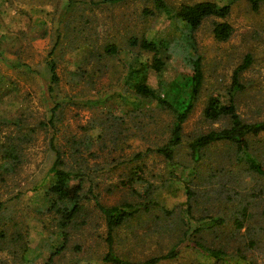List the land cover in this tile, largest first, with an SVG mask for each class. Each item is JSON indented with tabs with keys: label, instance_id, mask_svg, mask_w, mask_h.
Wrapping results in <instances>:
<instances>
[{
	"label": "rangeland",
	"instance_id": "obj_1",
	"mask_svg": "<svg viewBox=\"0 0 264 264\" xmlns=\"http://www.w3.org/2000/svg\"><path fill=\"white\" fill-rule=\"evenodd\" d=\"M164 1L172 15L155 0H0V264H112L103 259L107 225L96 199L141 203L112 230L115 252L135 264L179 241L175 256L153 264H264V174L239 160L229 142L205 147L198 162L188 145L226 123L209 121L203 108L213 93L227 100L232 71L246 53L252 62L240 73L244 88L235 93L236 106L245 119L264 118V1L254 9L249 0H214L228 4V14L202 21L193 33L195 50L173 13L198 0ZM216 20L231 24L227 38L213 35ZM130 35L166 39L159 70L152 52L131 45ZM106 43L118 51L105 52ZM51 50L59 75L54 90L46 65ZM194 51L202 56L204 80L173 158L155 151L134 157L166 142L173 111L135 93L133 84L142 79L172 101L173 83L183 82L185 97ZM51 136L62 166L83 173L82 207L66 226L48 191ZM247 150L264 165V131L249 136ZM136 164L143 175L128 181ZM217 215L224 222L208 220ZM188 236L222 248L225 258L193 247Z\"/></svg>",
	"mask_w": 264,
	"mask_h": 264
},
{
	"label": "trees",
	"instance_id": "obj_2",
	"mask_svg": "<svg viewBox=\"0 0 264 264\" xmlns=\"http://www.w3.org/2000/svg\"><path fill=\"white\" fill-rule=\"evenodd\" d=\"M103 2H116L120 0H101ZM252 8L257 9L261 2L264 0H249ZM156 6L160 10H164L166 13L170 14L171 8L164 0H155ZM229 5L219 4L214 0H198L191 3H180L179 6L174 11L175 18L184 24L186 30V36L188 44L192 50H195L193 45V33L200 26L202 21L209 16H219L224 17L228 14ZM151 12V11H149ZM172 15V13L170 14ZM213 35L217 39H225L232 32V26L228 21L216 20L212 27ZM191 39H189V38ZM128 42L131 45H139L143 49L152 52V67L159 70L164 61L159 56V48L161 46H166V39H162L158 42L149 40L145 36L137 37L135 35H130ZM104 51L112 54L118 51V47L115 43H106L103 47ZM52 50L49 52V58L47 60V68L49 71V89L54 90L59 80V75L57 73V62L54 57H51ZM191 64V73L188 76L187 84L189 89L187 95L182 96L181 91H183V82H174L173 85L176 87V93L174 100L168 101L160 90V87L150 86L146 81L139 79L133 84V90L138 95L154 99L156 102L163 107H171L173 111V120L171 123V129L169 136L162 145H157L154 147H146L144 151H138L134 154V157H141L144 153L155 151L163 154L167 159L173 158V152L175 146H177L182 141V128L183 123L188 118L190 112L192 111L196 100L200 94L204 74L202 68V56L200 53L194 51V54L188 55ZM252 62V57L250 53H246L242 61L233 69L231 75V84L227 90L228 98L223 101L218 94L209 95L204 108L203 115L209 121H218L221 119H226V123L222 126L212 127L204 132H200L198 135L193 137L188 145L190 147V156L193 161L198 162L202 157V151L205 147L216 143V142H229L234 145L236 149L237 158L246 162L248 168L254 170L260 174H264L263 163L251 152L247 150L249 144V136L259 134L264 131V118L261 119H245L239 113L236 102L235 93L244 88V83L240 79V73L245 70L249 64ZM159 82L164 83V80ZM180 94V95H179ZM55 109L51 111V116L49 119V124L54 125L53 115ZM50 146L55 152L54 160L48 168L49 173H53L54 180L49 185L48 191L55 197L54 202L61 206L62 224L66 226L72 216H74L81 209V190L83 183V173L79 170H73L62 166L63 159L61 150L54 143L53 137H50ZM133 175V176H132ZM143 175L142 165H134L131 170V176L128 181L133 178H139ZM128 181H125L128 183ZM3 201L0 200V207ZM143 204V203H142ZM96 205L99 207L101 213L103 214L106 225H107V250L103 255L105 261H109L112 264H135V262L120 256L115 252L112 245V230L114 226L119 225L124 220L133 216L141 208L140 202H128L123 205L111 204L105 205L100 203L96 199ZM144 208L146 204H144ZM262 216L264 218V206L261 210ZM200 218H205L204 216ZM209 221L222 223L224 222V217L221 215L209 216ZM236 227L242 226V220L235 217ZM200 230V224L196 225L195 230L191 231L193 234L195 231ZM188 233V232H187ZM66 236V235H65ZM189 237V236H188ZM181 241L175 243L166 252L159 255L151 256L142 261V264H153L160 259L170 258L175 256L181 247ZM188 244L200 249L201 251L210 254L215 258H225V252L220 247H211L205 244L199 238H188ZM48 260H51V256ZM73 264H94L91 262H76Z\"/></svg>",
	"mask_w": 264,
	"mask_h": 264
}]
</instances>
